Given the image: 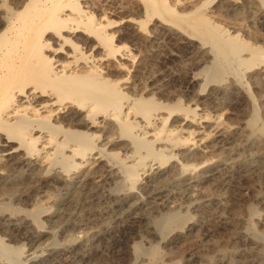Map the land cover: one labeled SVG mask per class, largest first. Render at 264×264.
Segmentation results:
<instances>
[{
	"label": "rangeland",
	"instance_id": "rangeland-1",
	"mask_svg": "<svg viewBox=\"0 0 264 264\" xmlns=\"http://www.w3.org/2000/svg\"><path fill=\"white\" fill-rule=\"evenodd\" d=\"M202 1L209 3L202 10L204 17L264 50V18L254 8L246 9L244 0H230L238 6L227 9L219 7V0H187L169 6L186 13ZM124 2L105 5L100 0V10L140 6L137 0ZM151 21L145 19L144 28L152 29L155 22ZM164 34L148 44L125 36L116 43L122 52L144 60V69L141 66L136 74V89L128 95L164 106L160 115L174 131H193L195 126L172 106L193 110L198 137L188 139L182 133L175 150L166 151L168 161L160 166L149 160L147 165L160 166L165 173L177 163L200 166L184 178L203 181L163 182L137 171L131 192L138 200L119 198L128 184L103 166L113 171L123 165L129 169L135 161L127 157L134 152L116 130L103 124L94 130L100 136V167L82 185L81 168L71 171L77 178L66 184L52 178L42 182L25 167L1 168L6 175L0 180V240L18 249L22 264H264V64L243 68L241 76L224 71L211 80L207 71L211 53L199 51L207 46L190 36L187 28L179 38ZM188 39L192 45L186 43ZM126 66L131 65L126 62ZM129 68L114 79L128 78ZM252 100L259 116L255 133L244 129L252 116ZM228 129L234 130L223 133ZM170 212L180 222L163 227V218ZM134 244L143 247L138 255L133 253Z\"/></svg>",
	"mask_w": 264,
	"mask_h": 264
},
{
	"label": "bare ground",
	"instance_id": "bare-ground-1",
	"mask_svg": "<svg viewBox=\"0 0 264 264\" xmlns=\"http://www.w3.org/2000/svg\"><path fill=\"white\" fill-rule=\"evenodd\" d=\"M113 1L101 0L105 5ZM137 1L140 6L136 10L121 8L120 11L119 8L117 11V6L100 10V0L97 3L92 0H0V180L6 175L1 168L8 171L25 167L42 182L52 178L66 184L77 178L71 171L81 168L80 183L84 184L89 173L100 167V136L94 134L100 124L116 130L134 152L127 157L135 161L129 169L123 165L113 171L114 168L103 166L128 184L127 190L119 194L121 199L138 200L131 192L138 180L137 171L149 172L163 182L167 179L180 183L185 173L199 169L200 166L177 163L166 173L161 170L160 166L170 159L166 151L175 150L181 143L182 133L188 139L198 137L195 114L177 104L172 106L195 130H170L160 115L164 106L150 98L128 95L136 89V74L143 68L144 60L122 52L123 48L116 43L125 36L148 44L160 33L179 38L187 28L190 36L208 47L205 50L202 46L199 51L205 55L211 53L212 62L207 68L211 80L224 71L241 76L243 68L264 64V50L204 17L202 10L208 2L202 1L185 13L177 12L169 4L181 6L187 0ZM218 4L225 9L238 6L230 0H219ZM243 4L264 18V0H244ZM133 13L154 21L153 28H144V20L134 19ZM186 43L192 45L190 39ZM128 68V78L114 79ZM252 107V116L244 129L255 133L259 116L254 101ZM156 144L163 148L156 150ZM112 156L119 160L117 155ZM149 160L160 166L149 167ZM187 181V185H192L200 184L203 179L193 176ZM178 222L180 217L170 212L163 218V227L175 226ZM34 223L39 225V220L34 219ZM132 248L134 255L143 250L140 244ZM21 259L18 249L0 240V264H22Z\"/></svg>",
	"mask_w": 264,
	"mask_h": 264
}]
</instances>
